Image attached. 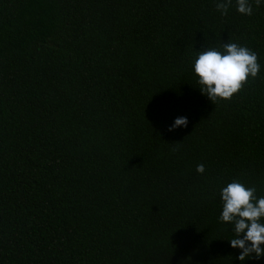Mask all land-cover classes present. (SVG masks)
<instances>
[{
    "label": "trees",
    "instance_id": "16d2710c",
    "mask_svg": "<svg viewBox=\"0 0 264 264\" xmlns=\"http://www.w3.org/2000/svg\"><path fill=\"white\" fill-rule=\"evenodd\" d=\"M217 2L0 0V264H264L219 219L264 196V0ZM228 40L260 72L212 102L192 62Z\"/></svg>",
    "mask_w": 264,
    "mask_h": 264
},
{
    "label": "clouds",
    "instance_id": "9594fccd",
    "mask_svg": "<svg viewBox=\"0 0 264 264\" xmlns=\"http://www.w3.org/2000/svg\"><path fill=\"white\" fill-rule=\"evenodd\" d=\"M261 3L262 0H255L257 7ZM231 5L232 0H219L216 9L226 15ZM236 6L239 13L252 15L250 0H236ZM260 67L254 51L230 40L222 42L220 48L208 46L198 50L192 62L201 93L212 102L230 100L249 77L255 78L259 74ZM187 124V117L180 116L168 130L187 127ZM196 171L202 174L204 165H197ZM220 196L222 212L219 219L233 225L235 238L230 239V244L241 249L237 258L243 262L246 258L264 256V196L257 197L255 187H248L238 180L222 187Z\"/></svg>",
    "mask_w": 264,
    "mask_h": 264
}]
</instances>
